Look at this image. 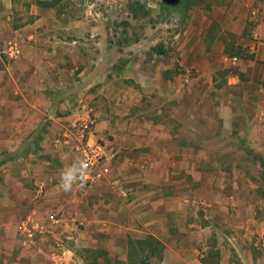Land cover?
I'll use <instances>...</instances> for the list:
<instances>
[{
    "label": "crops",
    "instance_id": "0c3cea01",
    "mask_svg": "<svg viewBox=\"0 0 264 264\" xmlns=\"http://www.w3.org/2000/svg\"><path fill=\"white\" fill-rule=\"evenodd\" d=\"M236 4L245 56L229 54L221 42V57L236 69L229 80L235 94L221 105L244 113L236 129L264 147V116L255 111L264 104V0ZM17 5L0 0V254L19 264L24 257L31 264H263L257 254H264V225L253 230L254 215L240 214L242 205L252 206L247 185L255 184L245 165L229 172L214 164L213 173L212 164L126 156L113 164L119 186L103 182L85 193L73 187L72 126L90 107L84 49L67 41L70 26L58 19L16 27ZM12 40L23 48L18 59L6 51ZM140 239L155 240L157 253L137 250Z\"/></svg>",
    "mask_w": 264,
    "mask_h": 264
},
{
    "label": "rangeland",
    "instance_id": "374dc122",
    "mask_svg": "<svg viewBox=\"0 0 264 264\" xmlns=\"http://www.w3.org/2000/svg\"><path fill=\"white\" fill-rule=\"evenodd\" d=\"M16 1V27L40 17L58 19L70 26L67 41L84 49L93 132L97 124L101 129L94 138L114 154L113 164L143 157L149 163L212 164L213 173L214 164H227L229 172L245 165L255 184L247 185L252 206L242 205L240 214L254 215L253 230L264 225V147L235 127L245 107L235 116L221 105L235 94L229 80L236 74L221 57V42L229 54L245 56L247 32L237 34L236 0ZM255 109L264 116V104ZM18 261L0 254V264Z\"/></svg>",
    "mask_w": 264,
    "mask_h": 264
},
{
    "label": "built area",
    "instance_id": "2783aa9c",
    "mask_svg": "<svg viewBox=\"0 0 264 264\" xmlns=\"http://www.w3.org/2000/svg\"><path fill=\"white\" fill-rule=\"evenodd\" d=\"M7 53L13 59H18L23 48L17 40H12L7 45ZM95 119L91 108L85 107L80 115L73 122V136L76 143L74 150L79 154V160L76 163L73 176V187L85 193L103 182H111L113 185H120L119 178H114L112 154L107 146L95 140L93 127ZM46 187V182L41 181L37 189L43 192ZM122 193L129 196L130 191L123 189Z\"/></svg>",
    "mask_w": 264,
    "mask_h": 264
},
{
    "label": "trees",
    "instance_id": "16d2710c",
    "mask_svg": "<svg viewBox=\"0 0 264 264\" xmlns=\"http://www.w3.org/2000/svg\"><path fill=\"white\" fill-rule=\"evenodd\" d=\"M135 247H137V250H141V252L148 250V252L151 254L157 253L158 248L156 247L155 240L149 239V240H134ZM140 253V252H139ZM138 253V254H139Z\"/></svg>",
    "mask_w": 264,
    "mask_h": 264
}]
</instances>
